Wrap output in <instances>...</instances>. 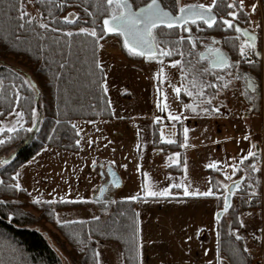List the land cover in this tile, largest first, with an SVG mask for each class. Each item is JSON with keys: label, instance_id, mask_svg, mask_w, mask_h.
<instances>
[{"label": "rangeland", "instance_id": "1", "mask_svg": "<svg viewBox=\"0 0 264 264\" xmlns=\"http://www.w3.org/2000/svg\"><path fill=\"white\" fill-rule=\"evenodd\" d=\"M182 2L211 3V0ZM253 3L257 4L255 12L251 9ZM24 4L25 10L39 20V12L32 2L25 0ZM244 4L250 23L259 24L257 28L251 23L248 29L258 37L254 51L260 53L258 57L261 60H257L256 55H249L248 59L251 64H260V74L246 72L241 65L239 78L235 75L236 68L228 71L210 69L205 77L208 80L212 74L213 78L198 86L197 95L189 96L184 91L180 65L173 66L169 59L154 62L130 60L122 51L118 37L102 34L103 39L99 40L102 47H98L99 61L107 73L106 95L112 119L73 121L81 141L78 150L66 152L42 148L17 168L13 176H9V182L5 181L8 186L0 191V197L9 191L13 194L0 198V203L9 204V213L30 222L52 245L60 248L62 238L57 227L66 224L64 221L86 222L93 216L105 219L114 202L130 201L125 198L139 194L134 202L139 214L138 238L143 264H217L216 234L220 221L224 222L228 238L243 251L245 247L249 249L244 251L245 264H264L261 251L264 250V238H253L264 230V0H244ZM215 46L229 56L222 45ZM204 49L203 45L198 52ZM240 60L243 65H249L243 58ZM0 67L25 73L13 57L0 60ZM161 68L163 74L158 75ZM216 73L224 80L216 81ZM245 74L257 86L255 92L251 93L246 86ZM225 83L228 85L226 88L222 87ZM173 86L181 88L184 98H180V93L177 95ZM201 91L203 96L199 94ZM186 104L193 105L196 111L186 108ZM204 108L209 111L204 112ZM216 108L219 112L214 111ZM36 111L35 121L32 118L28 123L23 117L14 132L7 129L18 119L15 113L20 111L15 108L11 115L0 118V126L4 127L0 132V147H3L0 150V169L12 159L16 142L17 147L20 145L19 132L25 140L35 136L42 117L40 107ZM170 113L179 114L182 119L170 120ZM157 116L161 117L159 121L155 119ZM185 129L188 130L187 139ZM245 136L249 139H244ZM169 140L173 142L169 143ZM253 145L260 148V153H256L255 159L249 157L241 163V156L250 149L255 152ZM177 153L179 155H175ZM93 160L97 162L95 165ZM110 161L114 162L111 167L119 175L122 185L116 189L109 187L98 200L100 172ZM213 162H218L216 168L207 167ZM234 163L239 165V169L233 175L232 169L226 165ZM253 165L257 171H251ZM17 173L21 189L11 187L17 182ZM211 178L217 187L215 196H184V188L175 187L182 183L190 191H207L213 187ZM233 181H239L241 187L232 192L231 207L223 212L226 190L222 185H230ZM146 183L156 191L168 188L170 195L148 196L142 201L140 198L146 197L143 195ZM179 197L184 199L179 200ZM35 199L41 203H34ZM45 201L53 202L48 204ZM62 204H79L81 207L55 211L50 218L47 210ZM217 212H221L219 220ZM236 233L244 239L236 240ZM95 250L100 253L101 264H123L122 250L118 245L96 242ZM249 252L256 253L257 257L250 260ZM220 264L228 263L220 257Z\"/></svg>", "mask_w": 264, "mask_h": 264}, {"label": "trees", "instance_id": "2", "mask_svg": "<svg viewBox=\"0 0 264 264\" xmlns=\"http://www.w3.org/2000/svg\"><path fill=\"white\" fill-rule=\"evenodd\" d=\"M39 12L40 19L49 22L52 27H59V32L39 28L33 24L23 29L18 27L20 2L25 0H0V60L13 57L17 60L25 73L16 72L7 67H0V118L17 109L23 113L24 120H32L31 109L40 107L42 114L40 124L33 138H26L19 132L17 147L9 163L0 169V191L4 190L5 181L13 176L17 168L33 158L42 148L50 147L66 152H76L78 139L73 121H99L112 119L108 97L98 86L101 72L95 67V60H99L98 46L95 38L83 33L78 34L79 27H93L100 32L101 21L106 15L105 0H29ZM135 6H141L145 0H132ZM233 0H217L218 8L215 15L226 16L230 9L227 5ZM167 5L169 0H163ZM13 5H16L14 8ZM87 9V12L85 11ZM49 13L52 15L50 16ZM75 13L71 24H66L62 17ZM242 16L240 26L249 28L250 22ZM67 31L73 32V37L66 36ZM187 36L188 33L179 32ZM177 34L158 35L160 47L174 49L169 60H182L180 68L185 73L184 88L196 94L198 87L205 85L206 74L201 71L206 64L200 62L197 52L209 37L219 39L223 49L230 59H241L239 43L243 40L237 37L234 30L215 26L205 33L192 35L203 37L204 43H198L193 54L189 55V43L175 44ZM171 41L172 43H168ZM99 43V42H98ZM69 44L71 47H69ZM235 44V47L233 46ZM183 52V56L180 53ZM130 60L140 59L129 57ZM190 62V64H189ZM245 63V62H244ZM200 64H205L201 66ZM61 65H64L61 67ZM260 64L241 66L246 72L260 74ZM195 77V81L193 78ZM24 80L31 81L35 88L24 84ZM187 85V86H186ZM211 89V84L209 85ZM185 91V90H184ZM19 92L20 99L16 100ZM186 92V91H185ZM187 93V92H186ZM212 93V92H211ZM210 93V94H211ZM214 94V93H213ZM183 92L180 98H184ZM59 121V123H57ZM14 141H17L14 138ZM3 150V147H0ZM213 192H216L214 180L211 178ZM8 189V188H7ZM6 189V190H7ZM12 192V191H9ZM7 192L0 198H8L13 193ZM221 202V201H220ZM9 204L0 203V264H95L93 251L96 242H111L122 250L123 264H139L136 245L139 244L138 220L136 202H114L110 214L105 219H91L86 222H73L59 225L57 231L62 241L59 247L54 246L45 235L30 222L18 219L9 213ZM81 207L79 204L56 205L51 211ZM11 215V216H10ZM220 221L217 226V253L226 259L228 264H245L243 249L231 238L226 236V228ZM90 237V238H89Z\"/></svg>", "mask_w": 264, "mask_h": 264}, {"label": "snow or ice", "instance_id": "3", "mask_svg": "<svg viewBox=\"0 0 264 264\" xmlns=\"http://www.w3.org/2000/svg\"><path fill=\"white\" fill-rule=\"evenodd\" d=\"M15 8L16 5H13ZM219 5L217 4V0H211V3H185L182 2V0H169V3L165 5L163 3V0H145V2L142 4V6H135L132 0H105L104 4V11L106 15L103 18V23L100 27V34H98L97 29L95 27V23L93 22L92 28L87 27H79L78 28V34L83 33L85 35H90L91 37L95 38L94 44L98 47H102V45H99V40L103 39L104 33H114L118 37H123V47L127 50V52L130 55L133 56H141L148 60H157L161 59L165 56H172L174 49H167L160 47L161 41H158L157 36L158 35H165V30L168 35L177 34L179 32H185L188 33L187 36L177 34V39L174 42L175 44H182V43H189L191 45L189 49V55L193 54V49H196L198 43H204L203 37H196L192 35V30L190 25H195L197 27L198 31H203V28L200 27V24L202 22L203 25H206L208 28H213L214 26L217 27H224L227 29L234 30V32L237 34V37L234 39H238L240 34H242L244 39L239 44V54L241 58H243L249 65H251L252 61L248 59L249 55H256L259 56L260 53L258 51H254L256 48L255 41L257 39L256 35L250 31L248 28H242L240 26V18L242 16L245 17V20H247V17L244 13V0H236L234 3H230L227 5V8L230 9L226 12V16H220L218 18L217 15L214 14L215 9L218 8ZM19 8V16L18 20L24 21L23 23H18V27L23 29L25 27H30L33 24L38 23L39 28L48 30L51 28V31L53 32H59L61 29L59 27H52L49 22H46L43 19H37L36 17H32L29 12L25 10V4L23 2H20L18 4ZM251 9L253 12L257 10V4L253 3L251 5ZM87 12V9H85ZM51 16L52 14L49 13ZM76 17L75 13H70L68 15H65L62 17V20L66 24H71ZM255 24V27L259 28V24H256L254 21L251 22ZM72 31H67L66 36L71 38L73 37ZM210 42L204 43L205 51L198 52L197 55L199 56L200 60H207L208 64L211 66V69H224L225 71L230 70L231 68H236V78H239V68L241 65V60L237 59L235 61H229V58L226 53L222 51L221 48L216 47L215 45L219 44V41H217L214 37L208 38ZM168 43H172L171 41H168ZM235 47V44H233ZM69 47L71 45L69 44ZM181 56H183V52L180 53ZM95 67L100 70L101 76H100V82L99 87L102 89L104 93L108 92V86H107V80L105 77L107 76V73L104 71V66L102 65V62L99 60H95ZM171 64L173 66H179L182 64V60H172ZM190 64V62H189ZM64 65H61L63 67ZM210 71L209 68H203L202 72L203 74H207ZM163 74V69L158 70V75ZM181 75L184 76L185 73L181 72ZM248 83L247 87L251 88L253 91H256V86L251 77H247V74H245ZM216 81L224 80V77L220 75L219 73L215 74ZM193 81H195V77L193 78ZM162 82V81H161ZM24 84H27L31 88H35V85L29 81L24 80ZM193 87H198V85L194 82L192 84ZM228 85L225 83L222 85V87L226 88ZM174 91L179 95L181 92L180 87L173 86ZM184 90L187 92L189 96L193 95L191 91L187 90V87L184 88ZM158 91L159 88H158ZM200 96H203L204 93L201 91ZM247 95V93H245ZM16 100L19 101L20 95L19 92L16 93ZM251 99V97H249ZM211 103V101H209ZM159 106V101H158ZM164 107H167V105H164ZM186 108H192L193 111H196V108L193 105H185ZM164 108H161V111H163ZM204 112H208V108L203 109ZM214 111L219 112V108L214 109ZM11 115V113H9ZM16 117L18 119L15 120V122L12 124V126L8 127V132H14L16 130L17 125L21 123V120L23 118L22 112H16ZM31 115L33 120L35 121L37 117V111L36 109H31ZM157 121L161 119V117L157 116L155 118ZM168 119L173 121H179L182 119V116L179 114H169ZM59 123V121H57ZM73 128H76V125L73 124ZM4 131V127L0 126V132ZM28 131H31V129H28ZM185 131V139H187V129ZM79 135V133H77ZM163 136V133H161ZM244 139H249L248 136H245ZM80 140H76V144H80ZM169 143H172V140L168 141ZM89 143H92V141H89ZM183 146V145H182ZM252 148H255V145L252 146ZM175 155H179L178 153ZM256 153L253 150H249L246 155H243L240 157V162L243 163L245 160H247L249 157L255 159ZM175 162V161H174ZM93 165H95L97 162L95 160L92 161ZM112 163L113 161L109 162L108 166V174L112 176V184H119V179L116 176V173L112 170ZM218 162H213L211 164H208L207 167L209 168H216ZM103 167V165H101ZM126 167V165H125ZM226 167L232 169V174L234 175L236 171L239 169L238 164H231L226 165ZM139 170V165L137 166ZM251 171H257L255 165L252 166ZM227 175V174H226ZM144 176L147 177V173H144ZM19 173L16 174L15 179L17 182L11 187L15 189H21V184L19 183ZM241 180L244 179V177H240ZM219 185V182H217ZM144 192L143 195L148 197H165L170 195L168 188L161 189L159 191L153 190L147 183L143 186ZM169 187H172V185H169ZM176 188H184L183 195L184 196H215L217 195L215 192H213L212 188L210 187L207 191H190L187 186L184 184H176ZM222 187L225 190H229L230 186L229 184L225 183L222 185ZM241 187L239 181H233L230 191L234 192L236 189H239ZM99 191L103 193L105 191V186L101 185L99 188ZM139 198V194L137 195H131L126 197L125 199L134 201ZM61 200L64 198L61 197ZM81 199H83L81 197ZM53 201H45V203L51 204ZM114 202V201H113ZM34 203H41L39 199H35ZM223 212H227L229 208L231 207L230 200L228 195H224L223 197ZM139 215L138 213L136 214ZM221 216V212L216 213V218L219 220ZM93 219H98V217L93 216ZM57 222L59 223L60 220L58 219ZM64 223H69L68 221H64ZM83 223V221L81 222ZM241 226H243V221L240 222ZM137 232H139V229H136ZM217 237L219 238L220 233L217 232ZM90 238V237H89ZM236 240H242L244 239L243 236H241L239 233H236L235 235ZM254 240H262L264 238V230H261L260 236H253ZM188 239H191L189 237ZM137 249L141 247L140 244L136 245ZM244 251H249L247 247L244 248ZM137 255L139 256V251L137 252ZM93 256L95 259V264H101V261L99 260L100 253L97 251H93ZM217 264H220V257L217 256ZM142 264V261H141Z\"/></svg>", "mask_w": 264, "mask_h": 264}, {"label": "water", "instance_id": "4", "mask_svg": "<svg viewBox=\"0 0 264 264\" xmlns=\"http://www.w3.org/2000/svg\"><path fill=\"white\" fill-rule=\"evenodd\" d=\"M142 6V5H141ZM215 14V13H214ZM102 23H103V19H102V21H101V25H102ZM200 25H202L203 27H204V29H206V30H211V29H213V28H208L206 25H203L202 24V22H201V24ZM192 26H195V25H190V27H192ZM255 34V33H254ZM104 35L105 36H107V37H118L116 34H114V33H104ZM256 35V34H255ZM242 40H244V39H246L245 37H243L242 36V34H240V36H239ZM256 37H257V35H256ZM119 38V40H120V45H121V49H122V51L126 54V55H128L129 57H132V58H137V59H140V60H142V61H147V62H154V61H158V60H163V59H169L170 57L169 56H165V57H163V58H161V59H157V60H148V59H146V58H144V57H141V56H133V55H130L128 52H127V50L123 47V37H118ZM257 42H258V38L256 39V41H255V44H256V46H257ZM256 49V48H255ZM225 53V52H224ZM228 56V55H227ZM228 58H229V56H228ZM199 60H200V58H199ZM200 61H207L206 59L205 60H200ZM229 61H230V58H229ZM209 68L211 69V66L209 65ZM212 70H222V69H219V68H217V69H212ZM247 83H248V80H247ZM251 91H253L251 88H249ZM255 153H260V148L256 145L255 146ZM108 166L109 165H106L105 167H104V170H103V172L105 173V175H106V177H107V180H108V185L110 186V187H112V188H120L121 187V185H122V181H121V179H120V177H119V175L117 174V172L112 168V170L116 173V176L118 177V179H119V184H112L111 183V181H112V176L111 175H109L108 174ZM230 186V189H231V186H232V184H230L229 185ZM230 189L229 190H226V195H228V197H229V200H230V202H231V194H232V191H230Z\"/></svg>", "mask_w": 264, "mask_h": 264}, {"label": "flooded vegetation", "instance_id": "5", "mask_svg": "<svg viewBox=\"0 0 264 264\" xmlns=\"http://www.w3.org/2000/svg\"><path fill=\"white\" fill-rule=\"evenodd\" d=\"M200 27L201 28H203V31L201 32V31H198V30H196V26H192L191 27V30H194V33L195 34H200V33H205L207 30L206 29H204V27L202 26V25H200ZM223 29H227V28H224L223 27ZM227 30H231V29H227ZM258 38V37H257ZM216 39V38H215ZM217 41H219V44H217V45H221V42H220V40L219 39H216ZM210 42V41H209ZM204 45V44H203ZM204 51H205V49H204ZM198 53V52H197ZM230 58V57H229ZM255 58L257 59V60H260V58L258 57V56H255ZM198 59H199V56H198ZM231 60V59H230ZM232 61V60H231ZM200 62H202V61H200ZM206 63V66H207V68H209V64H208V62L207 61H203V63ZM210 69V68H209ZM211 71V70H210ZM210 75H212V74H210ZM245 81H246V86H247V78H245ZM249 88V87H248ZM256 88H257V86H256ZM250 90V89H249ZM250 92L252 93V92H255V91H251L250 90ZM101 171V170H100ZM100 175H101V185H103V186H105V191L103 192V193H101V192H99V194H98V200H100V199H102V197H103V195H105V193H107V191H108V188L110 187L109 185H108V180H107V177H106V175H105V173L103 172V171H101L100 172Z\"/></svg>", "mask_w": 264, "mask_h": 264}, {"label": "crops", "instance_id": "6", "mask_svg": "<svg viewBox=\"0 0 264 264\" xmlns=\"http://www.w3.org/2000/svg\"><path fill=\"white\" fill-rule=\"evenodd\" d=\"M233 1H236V0H233ZM244 13L247 15V13L244 11ZM248 16V15H247ZM249 18V17H248ZM249 22H250V19H249ZM250 27H251V23H250ZM259 30H261V29H259ZM262 31V30H261ZM261 60V59H260ZM146 198H149V197H141L140 198V200L142 199V201H144V200H146ZM181 199H184V198H181V197H179V200H181ZM172 200H175V198H172ZM172 202V201H171ZM139 253H140V249H139ZM141 256L139 255V264H141ZM142 264H143V262H142Z\"/></svg>", "mask_w": 264, "mask_h": 264}, {"label": "built area", "instance_id": "7", "mask_svg": "<svg viewBox=\"0 0 264 264\" xmlns=\"http://www.w3.org/2000/svg\"><path fill=\"white\" fill-rule=\"evenodd\" d=\"M262 251V263L264 262V250H261ZM257 257V254L256 253H252V252H249L248 253V258L250 259V260H253V259H255Z\"/></svg>", "mask_w": 264, "mask_h": 264}]
</instances>
